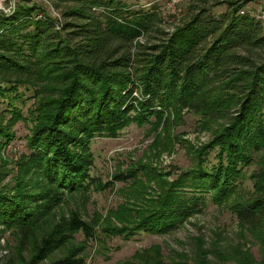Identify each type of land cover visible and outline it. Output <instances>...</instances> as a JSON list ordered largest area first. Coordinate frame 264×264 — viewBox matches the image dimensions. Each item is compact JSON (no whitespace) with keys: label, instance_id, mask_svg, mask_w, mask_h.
<instances>
[{"label":"trees","instance_id":"16d2710c","mask_svg":"<svg viewBox=\"0 0 264 264\" xmlns=\"http://www.w3.org/2000/svg\"><path fill=\"white\" fill-rule=\"evenodd\" d=\"M193 1L190 19L158 30L164 36L156 42L142 38L160 25L159 12L125 0H18L0 9V99L11 115L0 116V150L18 121L31 125L17 176L4 161L0 167V224L19 236L5 264H86L75 237L94 238L102 217L58 210L106 186L91 175V141L116 138L131 123L166 127L184 109L200 113L203 128L219 125L212 144L195 152L197 166L164 187L138 223L104 231L125 239L170 233L202 212L210 194L260 233L264 254V170L253 195L238 199L245 169L264 166V25L245 10L250 0H227L219 14L208 0ZM21 88L34 99L28 115L15 104L26 96ZM210 147L213 164L204 159Z\"/></svg>","mask_w":264,"mask_h":264},{"label":"rangeland","instance_id":"374dc122","mask_svg":"<svg viewBox=\"0 0 264 264\" xmlns=\"http://www.w3.org/2000/svg\"><path fill=\"white\" fill-rule=\"evenodd\" d=\"M16 1L0 0V9L10 11ZM125 1L131 9L154 8L159 12L162 21L154 27V32L142 38L144 42H156L157 37L164 36L158 30L173 31L197 10L193 0ZM225 1L208 0L207 6L219 14L227 10ZM245 10L260 18L264 25V0H250ZM61 11V8L52 9L53 14L64 18ZM21 90L26 96L15 104L23 115H28L34 99L29 90ZM6 109V103L0 99V116L4 114L5 121L11 118ZM201 118L200 113L184 109L179 114L174 112L166 127L163 122L157 125L155 120L154 124L131 123L116 138L98 136L91 141L94 165L90 172L106 186L92 188L86 200L77 196L71 205L65 204L58 210V213L60 210L68 212L70 207H77L88 221L96 213L102 217L94 238L85 241L83 232L75 237V242L85 246L86 264H264L260 233L247 229L236 214L215 204L210 194L206 196L202 212L190 216L170 233L141 231L125 239L104 231V228L138 223L148 213L146 210L154 206L164 187H170L183 171L197 166L195 152L211 145L219 129L217 123H213L211 129L203 128ZM30 126L24 120L18 121L11 130L15 133L14 139L0 150V167L4 161L14 178L18 174L16 162L28 152ZM216 156L215 148L210 147L204 159L213 164L217 162ZM261 167V162H257L245 169L239 200L253 195L254 177L264 170V166ZM118 174H125V177L120 180ZM18 245V232L0 224V264L14 256ZM61 254L57 252L56 256Z\"/></svg>","mask_w":264,"mask_h":264},{"label":"built area","instance_id":"2783aa9c","mask_svg":"<svg viewBox=\"0 0 264 264\" xmlns=\"http://www.w3.org/2000/svg\"><path fill=\"white\" fill-rule=\"evenodd\" d=\"M175 2V1H174ZM243 12V11H242Z\"/></svg>","mask_w":264,"mask_h":264}]
</instances>
